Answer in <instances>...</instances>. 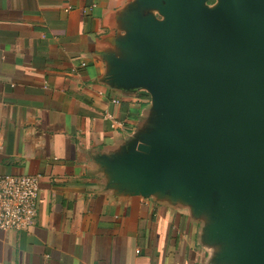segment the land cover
Here are the masks:
<instances>
[{
    "label": "crops",
    "instance_id": "crops-1",
    "mask_svg": "<svg viewBox=\"0 0 264 264\" xmlns=\"http://www.w3.org/2000/svg\"><path fill=\"white\" fill-rule=\"evenodd\" d=\"M138 8L0 0V176H38L40 188L32 226L0 233V264H221L205 214L169 194L131 196L103 171L154 118L145 90L105 82Z\"/></svg>",
    "mask_w": 264,
    "mask_h": 264
},
{
    "label": "water",
    "instance_id": "water-1",
    "mask_svg": "<svg viewBox=\"0 0 264 264\" xmlns=\"http://www.w3.org/2000/svg\"><path fill=\"white\" fill-rule=\"evenodd\" d=\"M209 1L138 0L128 14L105 82L145 90L154 118L103 171L205 214L217 262L264 264V0Z\"/></svg>",
    "mask_w": 264,
    "mask_h": 264
},
{
    "label": "built area",
    "instance_id": "built-area-1",
    "mask_svg": "<svg viewBox=\"0 0 264 264\" xmlns=\"http://www.w3.org/2000/svg\"><path fill=\"white\" fill-rule=\"evenodd\" d=\"M39 192L38 176H0V233L32 226Z\"/></svg>",
    "mask_w": 264,
    "mask_h": 264
}]
</instances>
